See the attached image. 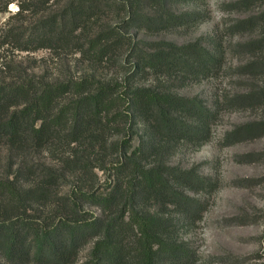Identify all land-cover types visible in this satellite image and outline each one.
I'll use <instances>...</instances> for the list:
<instances>
[{
  "label": "trees",
  "instance_id": "16d2710c",
  "mask_svg": "<svg viewBox=\"0 0 264 264\" xmlns=\"http://www.w3.org/2000/svg\"><path fill=\"white\" fill-rule=\"evenodd\" d=\"M55 1L0 0V13L16 2L23 22L0 33V49L74 56L85 69L61 79L37 75L38 61L26 73L0 65V264H197L185 236L206 206L189 193L207 181L169 158L183 142H209L218 112L167 85L217 75L223 55L198 43L166 51L121 29L186 25L171 10L178 0ZM231 8L250 13L232 33L248 36L236 71L254 85L225 101L260 116L247 137L264 132V0Z\"/></svg>",
  "mask_w": 264,
  "mask_h": 264
},
{
  "label": "rangeland",
  "instance_id": "374dc122",
  "mask_svg": "<svg viewBox=\"0 0 264 264\" xmlns=\"http://www.w3.org/2000/svg\"><path fill=\"white\" fill-rule=\"evenodd\" d=\"M59 1V0H58ZM62 1V2H61ZM238 0H178L171 10L174 14L189 16L186 25L166 30H125L140 41L164 45L185 46L198 43L217 56L223 55L221 72L200 81L174 83L171 92L196 101L218 112L209 142L197 148L181 143L169 158V164L207 181L199 194L189 193L206 206L202 220L185 238L196 250L197 264H264V132L244 137L240 132L260 119L254 111L233 108L225 101L249 93L254 85L237 74V67L247 62L248 56L239 54L237 44L248 39L232 33L234 25L250 15L235 12L231 4ZM57 3V0L55 1ZM61 5L64 0H60ZM54 6L46 14L57 12ZM17 3L0 13V33L9 26L22 24L17 17ZM194 17H190L194 15ZM116 16L111 18L115 20ZM122 22H116L119 25ZM76 57L57 61L48 51L30 55L18 53L9 47L0 49V65L13 64L22 72H30L33 61L40 62L37 75L57 73L61 79L78 76L85 69ZM110 78L113 74L98 73ZM124 77V74H119ZM152 79L139 86L156 85ZM172 85V86H170ZM237 107V106H234ZM138 140L133 143L137 146ZM260 155V156H258ZM209 181V182H208ZM98 213L97 210H92ZM86 255V254H83Z\"/></svg>",
  "mask_w": 264,
  "mask_h": 264
}]
</instances>
